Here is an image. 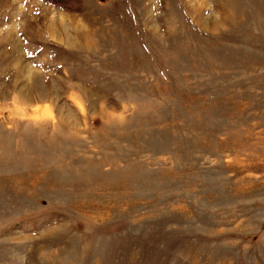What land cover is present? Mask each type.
<instances>
[{
    "label": "rangeland",
    "instance_id": "rangeland-1",
    "mask_svg": "<svg viewBox=\"0 0 264 264\" xmlns=\"http://www.w3.org/2000/svg\"><path fill=\"white\" fill-rule=\"evenodd\" d=\"M0 264H264V0H0Z\"/></svg>",
    "mask_w": 264,
    "mask_h": 264
}]
</instances>
